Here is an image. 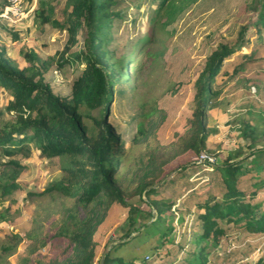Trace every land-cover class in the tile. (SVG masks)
<instances>
[{
	"label": "trees",
	"instance_id": "trees-1",
	"mask_svg": "<svg viewBox=\"0 0 264 264\" xmlns=\"http://www.w3.org/2000/svg\"><path fill=\"white\" fill-rule=\"evenodd\" d=\"M34 1L24 0L29 5ZM39 1L35 15L42 26L67 30L71 42L81 38L80 48L62 56L59 62L60 69L77 66V74L69 94L60 95L43 76L50 62L39 61L37 54L30 51L24 55L27 64L20 65L6 58L0 49V86L11 93L13 99L7 110L15 114L14 121L0 128V154L6 158L28 156L33 145L42 156L59 159L64 180L48 184L38 196L60 195L73 201L71 216L85 213L80 222L59 232L73 244L71 256L61 263L47 264H148L147 259L158 255L166 244L174 248L165 252L164 258L170 259L184 248L175 245L176 215L172 211L184 195L172 193L160 201H152L151 197L176 182L177 177L167 179L163 175L165 165L187 150L198 156L209 151L208 112L215 108L213 102L219 94L214 83L221 73L228 74L234 64L233 74L237 75L255 60L257 50L264 46V13L258 14L253 25L242 28L237 44L221 43L205 60L195 82L193 118L186 134L178 140V150L170 155L149 152L139 160L130 186L125 187L121 175L130 150L147 142L160 112L155 106L147 116L149 123L138 121L128 143L110 124L109 117L116 94L126 93V89H120L129 80H125L126 72L129 68L137 70L132 54L149 40V32L133 42L117 43L115 35L124 21L118 10L122 0H67L61 20L52 19L54 8L45 0ZM190 4L191 1L163 0L149 19L167 27ZM5 6L6 2L0 4V13ZM143 117L142 110L137 118ZM238 130L241 142L238 148L224 154L221 164L190 162L181 167L179 176L186 180L188 169L209 166L212 172L208 183L219 184L223 192L200 202L188 182L183 185L188 194L179 204L185 212L177 222L181 224L186 216H193L195 237L189 240V251L181 262H177V256L169 264H264V252L256 261H246L256 249L255 240L262 238L264 243V198L256 200L264 193V126L247 119ZM8 164L14 170L22 169L16 160ZM17 187L14 180L0 181L5 195ZM134 196L148 206L150 217L136 230L133 228L138 209L130 204ZM115 203L130 207L129 229L96 262L93 233ZM232 239L240 243L233 250L229 249Z\"/></svg>",
	"mask_w": 264,
	"mask_h": 264
},
{
	"label": "rangeland",
	"instance_id": "rangeland-1",
	"mask_svg": "<svg viewBox=\"0 0 264 264\" xmlns=\"http://www.w3.org/2000/svg\"><path fill=\"white\" fill-rule=\"evenodd\" d=\"M66 1L45 0L55 10L52 19H62ZM162 1L122 0L118 8L124 21L115 35L117 43L133 42L145 32H149V40L140 44L132 54L137 70L129 68L126 72L125 80H129L120 88L126 89V93L122 96L116 94L109 122L128 143L136 132L138 121L149 123L147 116L155 106L160 112L155 117L147 142L130 150L121 175L125 187L130 186L139 160L149 152L170 155L178 150V140L190 128L195 107V82L205 60L219 44H237L242 28L253 25L258 14L264 13V0H181L182 3L191 1V4L171 25L164 27L156 19H149V14L158 10ZM4 2L6 0H0V4ZM39 8V0L30 5L25 3V18L15 23L0 16V49L5 51L6 58L20 65L27 64L26 53L35 52L39 61L50 62L43 76L53 91L60 95L69 94L77 66L60 69L59 62L62 56L66 57L80 48L81 38L71 42L67 30L42 26L35 15ZM233 66L228 74L223 72L216 78L214 87L219 94L213 102L215 108L208 112L209 151L202 153L212 157L214 165L222 163L226 152L238 148L240 124L252 119L259 127L264 126V46L257 50L255 60L247 65L245 71L234 75ZM129 74H132L130 78L127 77ZM12 99L11 93L0 86V128L15 120V114L7 110ZM142 110L144 117L138 119ZM31 148L28 156L6 158L0 154V181L14 180L18 184L7 195L0 189V264L63 262L71 256L74 246L59 232L85 218V213L70 215L74 204L70 199L60 195L38 196L48 184L63 181L64 173L59 159H48L33 145ZM11 160H16L22 169L14 170L13 165L8 164ZM199 160L200 155L187 150L164 166L163 175L167 179L177 177L176 182L162 194L153 195L151 200L160 201L171 197L172 193L184 195L172 210L176 215L173 224L175 245L181 244L184 248L167 260L165 252L173 245L166 244L158 250V255L147 259L148 264H169L177 256V262H181L189 251V240L195 237L193 232L196 231L192 225L194 217L186 216L183 223L177 222L185 212L179 207L188 194L184 192V184L188 182L200 202L223 192L219 184L208 183L212 169L204 164L188 169L186 180L179 176L183 165L199 163ZM263 198L264 193L261 192L256 200ZM130 204L138 209L137 223L133 228L136 230L149 222V208L138 196H134ZM129 216L130 207L116 203L107 211L93 233L97 244L96 262L127 233ZM238 241L230 240L229 249H235L240 244ZM255 243L256 249L246 259L249 263L256 261L264 252L263 239H256Z\"/></svg>",
	"mask_w": 264,
	"mask_h": 264
},
{
	"label": "built area",
	"instance_id": "built-area-1",
	"mask_svg": "<svg viewBox=\"0 0 264 264\" xmlns=\"http://www.w3.org/2000/svg\"><path fill=\"white\" fill-rule=\"evenodd\" d=\"M25 13L26 10L24 0H6V6L0 13V16L15 23L16 21L24 19ZM213 161L214 159L207 154L202 153L200 155L199 163L213 164Z\"/></svg>",
	"mask_w": 264,
	"mask_h": 264
}]
</instances>
